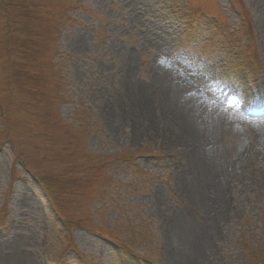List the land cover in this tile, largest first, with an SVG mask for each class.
<instances>
[{
	"label": "rangeland",
	"instance_id": "374dc122",
	"mask_svg": "<svg viewBox=\"0 0 264 264\" xmlns=\"http://www.w3.org/2000/svg\"><path fill=\"white\" fill-rule=\"evenodd\" d=\"M162 64L242 126L192 112L185 142ZM256 130L264 141V0H0V264H185L173 229L206 224L190 188L239 146L211 261L264 264Z\"/></svg>",
	"mask_w": 264,
	"mask_h": 264
},
{
	"label": "bare ground",
	"instance_id": "6f19581e",
	"mask_svg": "<svg viewBox=\"0 0 264 264\" xmlns=\"http://www.w3.org/2000/svg\"><path fill=\"white\" fill-rule=\"evenodd\" d=\"M160 71L167 83L165 103L171 108L168 113L171 114L172 121H175L176 117H178L179 128H182L179 134L182 135L185 142H191L188 141V135L194 137L196 131L192 125L195 119L188 116L192 112L202 115L203 112L208 111L211 114L210 118H212L210 123L230 122L235 124V126L241 125L238 115H233L232 110L223 108L217 111L210 102L196 96L195 93L189 92L177 73L170 71L163 64L160 66ZM133 86L136 94L140 97L139 101L142 102L140 115L143 117L144 123L146 121L148 126H161V130H163L162 122L166 118L164 116L153 118L149 112L148 100L145 97L144 89L139 85ZM127 112L129 115L130 111L127 110ZM181 114L184 116L183 118H180ZM122 118H124L123 113L119 112L117 115L118 122H121ZM139 120L141 121V119ZM180 121L183 122V125ZM254 126H257V123H254ZM179 128L177 127V129ZM139 133L137 139H141L145 134L143 130H140ZM255 135L258 147L264 151L262 132L256 130ZM239 148L234 151L235 154L230 156L224 164L211 166L202 179V183L196 187V191L190 188V191L196 197V203L206 214V224L203 226H192L193 228L187 230L188 226L183 223L176 225L173 229V239L177 245L181 246L179 252L182 249L180 256L185 260V264H212L211 246L213 237L228 218V212H224V193L228 185L227 178L231 177L232 173L242 174L248 164L247 152H242V150L239 152Z\"/></svg>",
	"mask_w": 264,
	"mask_h": 264
},
{
	"label": "trees",
	"instance_id": "16d2710c",
	"mask_svg": "<svg viewBox=\"0 0 264 264\" xmlns=\"http://www.w3.org/2000/svg\"><path fill=\"white\" fill-rule=\"evenodd\" d=\"M7 54H9V50H8V53Z\"/></svg>",
	"mask_w": 264,
	"mask_h": 264
}]
</instances>
